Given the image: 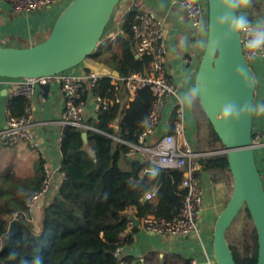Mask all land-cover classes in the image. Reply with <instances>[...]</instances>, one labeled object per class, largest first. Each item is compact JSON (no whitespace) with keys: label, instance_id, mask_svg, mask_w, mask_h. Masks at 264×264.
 I'll return each mask as SVG.
<instances>
[{"label":"trees","instance_id":"16d2710c","mask_svg":"<svg viewBox=\"0 0 264 264\" xmlns=\"http://www.w3.org/2000/svg\"><path fill=\"white\" fill-rule=\"evenodd\" d=\"M134 14L122 22L120 17L116 22L119 33L88 57L107 70L118 72L117 80L101 77L96 90L101 96L119 98L120 103L99 111L96 119H88L86 124L95 130L86 131V145L82 132L70 126L62 128L60 171L65 179L52 199L38 204L33 222H27L26 203L40 189L44 176L41 158L33 164L29 176L0 174V264H34L37 257L42 258L43 264H119L114 252L123 246L120 236L130 221L128 210L134 209L139 219L147 216L168 219L180 213L184 193L179 189L182 179L179 169L156 167L150 185L138 189L133 183L139 180L147 164L139 159L130 160L127 154L138 146L141 124L154 102L148 88L137 90L132 101H128L121 82L131 73L144 71L149 63L148 57L136 58L134 54ZM113 80L116 86L112 85ZM26 105L24 97L12 96L7 102V112L20 117ZM202 116H195L197 132L200 134L202 129L203 134L199 135L198 143L213 149L219 140ZM199 164L212 183L227 180L226 155L203 156ZM151 190L155 201H141ZM13 215L17 216L19 229L10 235L8 227ZM243 226L244 223L239 229L243 236L241 245L235 239L229 248L236 264H254L256 233L245 235ZM122 264L153 263L151 259L129 257ZM162 264H189V260L170 255Z\"/></svg>","mask_w":264,"mask_h":264},{"label":"water","instance_id":"95a60500","mask_svg":"<svg viewBox=\"0 0 264 264\" xmlns=\"http://www.w3.org/2000/svg\"><path fill=\"white\" fill-rule=\"evenodd\" d=\"M121 0H72L54 21L46 39L29 47L0 46V78L38 79L51 77L70 71L86 61L95 51L105 47L112 36L104 37L114 11ZM139 6L136 0L123 13L119 22L136 13ZM219 14L216 0H207L208 37H215V21ZM93 63L96 64L95 61ZM101 68L105 66L101 63ZM240 71H237V69ZM118 79L117 71L107 72ZM204 86V95L198 99L199 107L216 134L221 148L203 153V156L224 154L227 171L232 179V190L224 208L218 214L212 234V253L215 264H236L227 242V232L245 208L257 238V255L254 264H264V185L262 174L255 159L256 145L253 143V117L239 124H221L216 120L220 108L229 100L255 102L256 80L253 70L247 63L240 40L228 41L224 47L209 59L203 50L193 83ZM247 89V91H246ZM49 85L41 87L46 96ZM183 91H181L182 93ZM178 93L177 97L181 94ZM177 97L171 99L178 102ZM166 125L160 124L155 136L161 139ZM87 144V132L81 134ZM155 172L145 171L139 180L133 181L140 189L150 185ZM134 225L136 219H130ZM19 221L13 220L9 234L15 235Z\"/></svg>","mask_w":264,"mask_h":264},{"label":"crops","instance_id":"0c3cea01","mask_svg":"<svg viewBox=\"0 0 264 264\" xmlns=\"http://www.w3.org/2000/svg\"><path fill=\"white\" fill-rule=\"evenodd\" d=\"M70 1L72 0H63L55 10L17 15L11 11L9 0H0V46L21 48L39 43L37 39L48 35L56 17ZM132 1L121 0V14L117 20L131 5ZM136 4L139 6V11L152 13L162 24V43L166 49L167 60L166 71L169 80L177 89V97L178 93L184 92L193 84L203 53V49L193 45L199 39H206V36H198L194 33L183 12L172 4V0H136ZM243 11L248 18L264 22V0H252L251 5ZM118 33L119 29L115 24L109 30L108 36H114ZM86 68L96 69L101 76H108L107 72L110 71L101 68L97 62L96 64L93 63V60L76 70L80 71ZM253 73L256 80L255 102L260 103L264 101V59L254 61ZM114 84H116L115 80ZM16 86V80L0 78V130L4 126L7 115V102L12 97ZM42 95L43 93L39 92L32 105L35 122L32 131L42 146L41 151L35 152L37 159L40 157L43 164L55 170L59 168L61 163V157L55 144L60 140L63 128L59 124V120L64 98L57 86H52L46 96ZM176 105L182 107L185 115V129L187 128L194 137L191 145L193 153L202 155L208 151L219 150L221 148L219 143L213 149L199 145V134L193 112L194 105H182L179 101L174 102L172 99L167 101L161 117V124L168 125L169 114ZM94 115V103L92 99H89L87 117L93 119ZM252 133L260 134L262 137V144L256 146L255 149V159L257 165L260 163L263 166L262 181L264 185V116L253 117ZM159 140L156 136L151 137L142 146V149L135 150L128 155L130 160L139 159L147 164L143 173L147 170L155 172V168L160 167L156 156V146ZM36 161V159H30L32 166ZM226 173L228 178L224 183L214 184L206 170L200 166L197 175L204 186L203 211L197 224V230L192 235L180 237L150 234L142 226V218L139 219L135 216L136 211L134 209L128 210L129 218L136 219L139 224L127 228L120 236L123 243L122 260L131 257L151 259L153 264H162L166 256L174 255L189 261L196 259L199 264H214L212 253L214 223L227 203L232 190L231 176L228 171ZM149 192H154V190ZM40 205L35 208L37 212ZM129 239L130 242H127Z\"/></svg>","mask_w":264,"mask_h":264},{"label":"built area","instance_id":"2783aa9c","mask_svg":"<svg viewBox=\"0 0 264 264\" xmlns=\"http://www.w3.org/2000/svg\"><path fill=\"white\" fill-rule=\"evenodd\" d=\"M9 2L11 11L21 15L55 10L63 0H9ZM172 4L183 12L196 35L206 36L205 33L199 31V23L203 20L207 24V0H172ZM249 20L253 25L260 23L250 18ZM132 31L135 57H148L149 63L144 71L131 73L128 77L121 79L123 89L127 94V100L132 101L137 90L148 88L154 102L150 113L141 124V131L137 138L138 146H133L127 155L142 149L148 139L155 136V132L161 124V117L167 101L171 100L173 96L176 97L177 94V89L169 80L166 71V49L162 43L161 22L152 13L138 10L134 14ZM240 39L242 47L244 37ZM243 55L252 70L254 61L264 59V56H258L255 60H249L247 53L243 52ZM85 63L51 77L16 80L17 86L12 96L24 97L27 100V105L20 117H12L7 112L4 126L0 130V144L14 147L18 143L25 142L31 149L41 151L42 146L32 131L35 125L32 105L36 95L41 92V87L45 85H49V90L52 86H57L58 91L63 95L64 103L59 120L62 127L70 126L80 132L95 130L86 124L89 99H92L94 103L95 115L93 119H96L99 111H106L113 105L119 104L120 99L104 97L99 94V91L96 90L97 81L103 76L96 69L76 70ZM108 76L115 79L110 74ZM112 85H117L114 84V80ZM60 141L61 137L55 145L61 157ZM252 141L256 146H260L262 144L261 135L254 133ZM156 156L160 167L182 171L179 189L184 193L183 204L180 213L176 216H171L168 219L147 216L142 218L141 224L148 233L153 235L180 237L192 235L197 230V224L203 211L204 186L197 175L200 169L199 159L202 155L193 153L185 138V115L179 105H176L169 114V123L156 146ZM43 173L40 189L26 203L29 215L27 219L32 222L35 218L37 205L43 204L44 200L46 202L52 199L56 188L65 179L64 174L60 171V166L53 170L43 164ZM155 198L154 192H147L141 201H154ZM13 220H16V215L12 216L9 226ZM133 226L134 224L130 220L127 228ZM121 254L122 247H118L114 255L118 258L119 264H122ZM189 264H199V262L196 259H191Z\"/></svg>","mask_w":264,"mask_h":264},{"label":"clouds","instance_id":"9594fccd","mask_svg":"<svg viewBox=\"0 0 264 264\" xmlns=\"http://www.w3.org/2000/svg\"><path fill=\"white\" fill-rule=\"evenodd\" d=\"M216 3L219 10L215 21L218 34L214 38L199 39L193 46L203 49L206 56L211 59L228 41L240 40L241 37H244L242 51L247 53L249 60L264 56V22L253 25L243 11L251 5L252 0H216ZM199 25L201 33L210 32V25L203 20ZM237 71L240 69L238 68ZM203 95L204 86L196 82L182 92L177 99L182 105L192 106ZM254 116H264V102L257 103L249 99H245L243 102L229 100L220 108L216 120L224 125L239 124ZM34 264H43L42 258L37 257Z\"/></svg>","mask_w":264,"mask_h":264},{"label":"rangeland","instance_id":"374dc122","mask_svg":"<svg viewBox=\"0 0 264 264\" xmlns=\"http://www.w3.org/2000/svg\"><path fill=\"white\" fill-rule=\"evenodd\" d=\"M120 14H121V6L119 4V6L114 11V14L109 24L107 25L104 37L108 36L109 30H111V28H113V26L116 24L117 18L119 17ZM47 36L48 35H46L43 38H38L37 42L43 41L44 39L47 38ZM193 112L195 116L203 117L202 116L203 113L199 107L198 101H196L193 106ZM199 133H200L199 135L201 136L202 129L199 131ZM185 138L189 146L191 147L194 141V137H192V133H189L187 128L185 129ZM30 159L37 160V154L35 150L31 149L25 142L18 143L14 147H7L1 144L0 145V174H3L5 172H11L12 174L16 176H21V177L29 176L32 173V163L30 162ZM258 167H259V170L261 171V174H263V171H262L263 166L260 163H258ZM43 202H45V200ZM27 222H32V221L30 219L29 220L27 219ZM242 223H244L243 232H245V235H248L250 233L254 235L255 230H254L253 223L246 209L244 208L239 214V216L237 217V219L235 220V222L232 224L230 230L227 232L226 238H227V242L229 245L232 246L233 243L236 241L235 239H238V244L241 245L240 241L243 239L242 238L243 236L241 233L242 231L240 232L239 229H242ZM252 245L253 246L255 245L254 240L252 241Z\"/></svg>","mask_w":264,"mask_h":264}]
</instances>
